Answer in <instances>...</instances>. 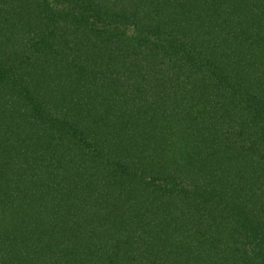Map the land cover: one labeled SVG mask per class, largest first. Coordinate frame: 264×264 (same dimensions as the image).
Masks as SVG:
<instances>
[{
    "label": "trees",
    "instance_id": "obj_1",
    "mask_svg": "<svg viewBox=\"0 0 264 264\" xmlns=\"http://www.w3.org/2000/svg\"><path fill=\"white\" fill-rule=\"evenodd\" d=\"M0 264H264V0H0Z\"/></svg>",
    "mask_w": 264,
    "mask_h": 264
}]
</instances>
